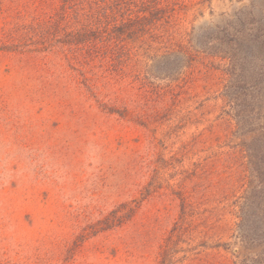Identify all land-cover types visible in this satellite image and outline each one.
<instances>
[{
  "label": "rangeland",
  "instance_id": "obj_1",
  "mask_svg": "<svg viewBox=\"0 0 264 264\" xmlns=\"http://www.w3.org/2000/svg\"><path fill=\"white\" fill-rule=\"evenodd\" d=\"M15 4L0 32L37 24ZM160 6L92 92L57 52L0 50V264H264V0Z\"/></svg>",
  "mask_w": 264,
  "mask_h": 264
},
{
  "label": "trees",
  "instance_id": "obj_2",
  "mask_svg": "<svg viewBox=\"0 0 264 264\" xmlns=\"http://www.w3.org/2000/svg\"><path fill=\"white\" fill-rule=\"evenodd\" d=\"M14 1L30 6L25 11L35 12L37 24L4 27L0 32V50L18 53L21 61L29 65L40 64L46 58L42 57L45 52H57L81 72L89 92L95 86L84 68L100 57L107 58L119 43L138 38L145 25L153 23L162 10V0ZM40 10L43 13H36ZM16 13L15 18L25 15L23 11ZM39 79L42 86L37 92L39 102L54 97L63 104L70 101L73 93L69 92L68 84L54 83L44 73Z\"/></svg>",
  "mask_w": 264,
  "mask_h": 264
}]
</instances>
